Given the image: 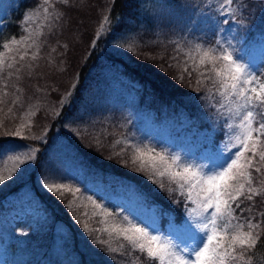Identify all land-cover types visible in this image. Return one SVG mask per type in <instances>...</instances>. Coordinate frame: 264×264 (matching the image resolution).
Here are the masks:
<instances>
[{"label":"trees","instance_id":"trees-1","mask_svg":"<svg viewBox=\"0 0 264 264\" xmlns=\"http://www.w3.org/2000/svg\"><path fill=\"white\" fill-rule=\"evenodd\" d=\"M39 1L9 0L4 4V10L0 12V41H7L10 37L19 39L24 34L22 21L40 4ZM221 2L70 0L69 5H63L59 0L56 3L53 12H63L64 15L51 31L44 28L46 58L38 61L39 67L34 69L32 76H28L25 69L18 82L23 89L22 104H32L33 111L36 107L41 109L31 118L32 130H25V135L42 136L43 139L24 141L37 150L36 160L25 166L22 179L14 178L0 185V241L12 258L30 252L25 264H112L104 251L89 242L64 202L41 187V179L52 172L62 177L58 182L79 187L84 195L93 196L112 211L123 210L125 215H131L132 208L128 205L127 209L117 199L121 192L124 195L130 191L131 185L138 190L137 193H146L148 202L155 201L165 212L181 216L182 205L171 204L167 194L158 192L155 186L116 160L106 159L110 150L89 147L87 137L78 138L73 129H84L75 118L82 116L86 121H94L97 128L106 127L116 136L125 134L134 142L150 143L158 149L169 147L173 150L172 146H175L179 150L181 136H190L194 143L206 139V143L212 133L211 142L206 144L216 151L227 138V129L218 117L216 100L207 91L211 84L197 92L194 90L195 73L189 86L187 78L185 83L174 80L175 69L167 68V65L171 62L170 57L177 55V44L185 51L187 42L202 43L205 47L216 45L219 28L215 22L222 20L218 11ZM243 2L246 10L236 14L240 21L238 38L241 40L236 49L246 58L251 46L259 45L261 39L258 35H264V0ZM105 14L114 18V30L93 45L94 33ZM124 33L132 35L128 47L134 44L133 51L115 46L122 42L118 38ZM51 46L56 47L57 53H63L52 54L54 65L47 63ZM11 83L17 82L13 80ZM73 84L75 88H72ZM37 88L44 91L38 92ZM69 91L73 93L70 106L60 109L58 102ZM46 106L49 109H45ZM53 107L61 111V116L52 117ZM23 112V107L18 109L17 117ZM0 119H3L0 139L19 143V138L5 137L3 133L15 131L20 120L9 119L3 113H0ZM153 125L157 131L153 130ZM165 127L166 131L163 130ZM204 130L206 133L200 136ZM77 172L81 173V178ZM12 196L18 198L21 206L33 200L38 204L31 206L34 211L7 224L2 215L14 207ZM143 203L149 206L144 199ZM250 203L245 201L242 207L247 208ZM259 211H264V199L257 197L253 211L248 215ZM156 215L159 216L157 226L167 233L168 217L160 213ZM119 243L113 240L111 246L117 247ZM253 253L252 264H264V247L258 246ZM137 264H143V261Z\"/></svg>","mask_w":264,"mask_h":264},{"label":"snow or ice","instance_id":"snow-or-ice-1","mask_svg":"<svg viewBox=\"0 0 264 264\" xmlns=\"http://www.w3.org/2000/svg\"><path fill=\"white\" fill-rule=\"evenodd\" d=\"M62 3L69 5L70 0H62ZM54 8L52 0H43L42 5L38 3L37 9L27 13L22 23L30 24L32 17L39 15L42 9L45 24L32 30L25 27L19 39L10 37L0 41V113L20 120L15 131L3 133L5 137L19 138V143L0 139V185L14 178L22 179L25 166L36 160L37 150L24 141L43 139L25 135V130L31 132V118L40 107L35 111L26 110L17 117V110L23 107V89L18 82L25 69L28 76H32L39 67L41 50L46 43L44 28L51 31L63 18V12L50 11ZM244 10L243 0H222L218 9L222 20L216 22L217 26L228 25L230 20L239 25L236 14ZM113 19L103 15L94 33L93 45L114 30ZM131 39L130 33H124L118 38L122 42L115 46L133 51L134 44L128 47ZM227 44L225 47V42L217 40L216 45L205 47L202 43L187 42L186 51L177 44V55L170 57L167 65L175 69L174 80L185 83L187 78L189 86L195 73L194 90L197 92L211 84L207 91L216 100L218 117L226 118L227 140L221 149L220 163L201 165L180 153L134 142L128 135L116 136L108 128H97L94 121H86L82 116L75 118L84 129H73L78 138L87 137L89 147L110 150L106 159L116 160L155 186L158 192L167 194L171 204L182 205L180 217L165 212L155 201L148 202L146 193L140 195L149 203L152 216L142 218L125 215L123 210H110L93 196L84 195L79 187L58 182L62 177L55 172L41 179V187L64 202L89 242L104 251L112 264H137L141 260L143 264H252L253 250L264 247V211L248 215L253 211L255 198L264 196V71L245 63L243 57L237 55L238 49L230 41ZM53 53H57L54 47L47 55L49 65L55 63ZM181 54L183 59H180ZM13 80L17 83H11ZM75 87L73 84L72 88ZM37 91L44 89L37 88ZM72 96L71 91L63 94L59 108L70 106ZM51 115L59 117L61 111L53 107ZM2 126L3 119H0ZM114 136L116 138L109 140ZM106 140H109L107 144ZM129 188L138 191L131 185ZM245 201L251 202L247 208L242 207ZM157 213L168 217L167 233L157 226ZM179 237L184 239L177 243ZM113 240L120 242L117 247L111 246Z\"/></svg>","mask_w":264,"mask_h":264},{"label":"rangeland","instance_id":"rangeland-1","mask_svg":"<svg viewBox=\"0 0 264 264\" xmlns=\"http://www.w3.org/2000/svg\"><path fill=\"white\" fill-rule=\"evenodd\" d=\"M9 1V0H0V12H2L4 10V4ZM59 0H52V2L56 5V3ZM40 5L43 4V0H40ZM37 9V6H35L30 12H32L33 10ZM55 9V8H54ZM54 9H50V11H55ZM29 12V13H30ZM217 22V21H216ZM218 31V40H222V42H225V47L228 46L227 42L230 41L231 44L233 46H237V43H239L241 40H239L240 38H238V29L240 26L237 25L236 23L234 24H228V25H224L222 27V25H219ZM45 21L43 18V14H42V9L39 15H35L32 17V20L30 22V24H25V27H29L30 30L35 29L37 26L39 25H44ZM223 28L224 31H221L220 29ZM260 37V43L258 46L255 47V45L253 44L251 46V51L249 53V56H247L246 58L243 57V54L240 51H237V55L238 56H242L243 60L245 63H249L252 65V67L258 71H264V35H258ZM47 47V46H46ZM45 47V48H46ZM45 48L43 50V52L41 53L42 56V60H44L46 58V54L47 52L45 51ZM51 48H53V46H51ZM56 48V47H55ZM231 50V49H230ZM27 59V58H26ZM11 91V90H10ZM45 104H48V102H46ZM39 104H37L38 106ZM32 104H23V110H31L33 111V107ZM49 106H46L45 109ZM47 109V110H48ZM221 122H224L225 125V117H221ZM155 125H153V130L157 131V127H154ZM166 127L163 129L164 131H166ZM205 130L202 131L200 133V136H203L205 134ZM213 134L210 133L207 142L206 143H210L212 140ZM180 139L182 140L181 142V146L178 147L179 150H177L175 148V146H172L174 148H172L173 150L169 149V147H167L166 149L169 150L170 152L173 153H180L183 156L188 157L190 160L195 161L196 163H199L201 165H213L215 163H220L222 162V155H221V149L224 148V144L227 140V138L225 139L224 142H222L216 149V151H214L211 146L209 144H206L205 141L202 140H197L196 143L191 141V137L190 136H181ZM10 165V163H9ZM77 171V169H75ZM78 173V172H77ZM78 177L81 178L82 175L81 173H78ZM254 175H256L254 173ZM260 177H257V180H259ZM12 197H10V199H12ZM264 199V196H260L258 197V199ZM27 199V198H25ZM117 199L122 201L124 206L128 209V205L132 208L130 209L132 211L130 216H137V217H142V218H149L152 216V213L149 211V206H144L143 203V198L142 196L137 193L134 192L132 190L127 191L124 195H122V192L120 194L117 195ZM14 200V207L12 209H9L6 214L2 217L3 219L8 223H12L14 221V219L19 218L20 216H23L26 212H32L34 211V209L31 206H35L36 204H38L35 200H33L32 202H27L24 203L23 206H21L20 201L18 200V198H13ZM40 212V211H39ZM35 214H37V211L35 212ZM156 222H158L159 220V216H155ZM2 231V230H1ZM181 239H184V237H179L177 238L176 242L179 243ZM23 254V255H22ZM22 254H18L15 259L14 257L12 258L11 255L4 250V244L0 241V264H25L26 262V257L31 254L30 252H22Z\"/></svg>","mask_w":264,"mask_h":264}]
</instances>
